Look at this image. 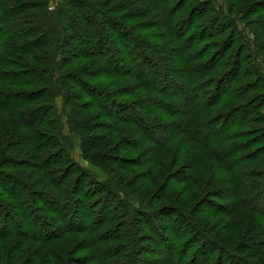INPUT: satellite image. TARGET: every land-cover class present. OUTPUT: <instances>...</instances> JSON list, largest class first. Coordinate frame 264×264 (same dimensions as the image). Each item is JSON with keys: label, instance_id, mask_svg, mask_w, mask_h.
<instances>
[{"label": "trees", "instance_id": "obj_1", "mask_svg": "<svg viewBox=\"0 0 264 264\" xmlns=\"http://www.w3.org/2000/svg\"><path fill=\"white\" fill-rule=\"evenodd\" d=\"M205 1L204 7L200 10L201 16L205 18L204 26H207V23L218 25L220 28L218 32L222 34L224 32L226 35L228 31L230 36L229 42L227 41L223 47L217 49L218 51H214L220 56L213 59L212 57L208 59L200 54V51L206 47L203 46L199 49L200 45L193 42L190 38L191 35L180 36L175 31L171 20L174 19L177 10L174 6H169L174 4L172 0H0V109L7 111L8 114L13 111L15 115L11 116L8 121L9 118L4 114L1 115L0 112V184L3 185L0 192V237L18 238L39 243L45 251V256L39 264H67L69 259H66L61 252L53 250L52 245L60 239L70 237V234L81 233L87 237L84 247L92 248V261L95 260L102 264L101 254H104L102 251H104L106 242L119 237L121 241L129 242L132 245L139 237L138 216L145 215L146 217L155 210L140 200L142 196L138 192L143 194L147 184L153 183V181H161L160 184L167 188L168 182L160 178L158 169L163 171L169 167L171 173L175 162L180 167L172 170V179L179 184L186 181L194 184L196 186L194 195L202 192L204 194L212 192L215 194L214 196L222 195L225 198L230 195L232 200L220 205L211 199L212 203L216 204L214 209L231 219L224 223V218H222V222L208 228L203 225L200 219L194 217L197 223L195 224L191 222L190 218L194 216V211H189L184 206L188 205V201L184 200L185 197L179 195L172 198L166 194L163 197L160 194L157 203L168 197L169 201L173 200L172 204H174L169 208L161 209L164 216L167 215L171 221L179 220L182 225L184 224L182 227L185 231L195 234L198 241L210 244L211 252L218 250L224 256L221 258L222 264L228 259L232 261L229 264H256L250 259L252 254H254V258L255 255H259L258 251L254 253L253 248L254 245L264 242V229H254V225L260 221L252 212L264 214V206L260 204V200L264 198V180H262L264 173L260 175L262 171L258 170L251 173V167H245L242 163L249 162L258 156L257 164L264 163L262 161L264 157L259 159L264 153V111L262 110L264 108V40L259 37L264 38V10L259 6V8L251 7V10L248 11L250 4L246 3L247 5L242 6L237 12L240 19L234 22L231 19L233 13L230 0ZM217 1L222 2L221 6L216 5ZM161 2L162 4H160ZM157 3L165 9L170 7L171 11L165 14V11L157 9ZM255 11L257 12L256 17L250 22L247 21V17H242V14H246V12L252 14ZM161 14L162 17L159 18L158 16ZM131 18H135L136 21H130ZM132 22H135L134 32L126 28ZM243 23L244 27L242 28L240 25ZM190 25L193 27L192 21L188 23L186 30L189 31ZM115 28L119 30L115 33L116 35L112 30ZM180 28L181 26L178 27V29ZM152 30L160 35V43L153 44L146 38L138 40L136 31H144L146 35H150L149 32H153ZM248 32L251 33V37L247 35ZM179 36L184 37L185 43L193 46L189 51L190 54L187 55L189 60L186 59V63H196L200 59L203 68L208 72L206 75L200 76L206 77V79L195 83L193 89L201 95L202 93H199L201 90L205 91L203 94H206L207 91L211 94L208 100L189 94L185 99L188 100L191 95V99L196 102L192 104L191 101H185L183 107H174L171 100L163 99L161 101L160 106L173 120L169 127L176 132L175 136L171 135L169 138H164L163 135L156 133L160 129L158 118H162V116L148 119V117L157 114L158 110L156 109L147 111L144 116L142 113L144 121L131 115L137 114L136 110L130 111V115L122 116V114L119 117L123 123L141 125L145 132H153L155 129L156 132L147 134V138L151 139L156 146L163 148L162 150L154 149L147 155L148 159L140 161L142 164L154 162L155 167L159 165L157 171L150 164L149 169H145L144 172L136 174L133 179L125 181L122 174L114 175L112 173L113 165L111 163L122 167L126 165L118 148L111 142L109 143L105 136L94 133L96 115L88 113L80 118L81 112L78 108L82 106L76 101L75 97L78 96L76 88L81 87L83 94L87 97L91 96L93 99L95 96L100 99L101 95L110 98L107 100L110 101L109 104L100 100L96 102L97 106L94 110H102L104 106H111L112 111L118 109L122 105L118 96H121L122 93H119L120 89L117 88H121L120 85L122 88L129 87V85L122 83L123 81L119 78L121 73L112 71L113 69L108 65L109 62H114L117 65L121 57L106 53L107 47L113 42L124 43L125 46L133 44L137 47L138 41L142 47L140 49L146 51V58L137 53L140 56H137L138 59L142 58L149 62V57L153 59L155 56V51L151 46L158 47L157 50L166 51V48L172 43L168 42L173 40V37L175 42L180 44ZM202 37L201 35L199 38ZM78 40L89 43V45H97L99 48L93 52L86 50L83 53H75L74 55L77 57L81 55L80 58H88L87 56H89L92 59L91 64L85 63L86 67L85 64L84 66L80 64V69L72 74L67 69L71 66L68 58L72 51L71 46ZM230 41L239 42V47L236 49ZM104 48L105 50H103ZM14 50H18V53L4 54V52ZM223 58L225 61H222ZM235 59L239 62V69L232 68ZM94 60L100 65L96 72L92 73L90 70L93 69L89 67L93 65ZM144 60L135 64V73L139 74L138 69H145L144 64L147 62ZM245 63L247 68L244 66ZM218 66L219 71L224 75L222 76L221 73L219 76L222 77L207 79L210 73L216 75L219 72L217 71ZM161 69L165 70L164 67ZM162 70H160L161 73H163ZM84 72L91 75L102 72L97 77L112 76L113 81L105 83L98 79L95 85L85 83ZM18 76H22V78L19 80L16 78ZM242 81L246 83H242ZM240 83L244 85L241 87ZM115 84L116 86H114ZM163 86L164 90L173 86L176 91H183V86L178 82L164 83ZM222 86H224L222 89L224 92L219 93ZM57 98H63L64 107L62 110H59L57 106ZM253 100L256 102L249 107V110L255 112V116L249 121L246 118H240V122H243L246 129L237 130V121L223 120L229 111L222 115L211 116L206 119L207 121L204 120V116L199 115L202 110L198 109H203L201 106L203 103L205 108L220 104L225 110H229L233 107L239 108L236 104L244 102L248 104ZM146 102V98L133 101L143 111L148 108ZM188 104L191 106L186 109L185 106ZM232 105L233 107H231ZM137 107L136 109L140 110ZM188 110L194 111L191 117L187 113ZM233 110H242L245 115L250 112L245 109V106ZM124 111L127 110H123L122 113ZM63 117H66V120ZM221 121L222 123H220ZM206 124L212 125L214 131H203L201 127ZM65 125L68 126L70 133L65 132ZM249 133H256L253 136L255 142L253 141L251 145H248L250 139H247V135ZM72 135L80 137L82 155L85 160L108 170L107 180L98 181L93 174L84 170L71 159ZM178 139L181 142L199 145L203 154H196L192 160L187 161L188 158L180 155L181 152L177 154L178 150H175L174 155L165 152L168 146ZM24 146L30 150H26ZM193 149L196 147H191V150ZM150 151L151 149L148 150V152ZM162 151L165 152L163 159ZM26 152L30 156H23ZM204 154L213 161L220 160L236 175L233 185L230 182L227 189L221 188L219 191H213V189L217 190L216 187H212L215 184V179L208 182L207 175L199 174L197 176L192 172L191 169L201 163ZM164 173L166 174V172ZM130 186L137 187L136 191L131 190ZM210 186L211 190L208 189ZM260 186V190L256 189ZM228 188L235 191L237 196L231 195ZM152 190L154 189L152 188ZM221 191L225 193L221 194ZM154 192L150 201L157 197L158 189ZM238 193L244 194V197L238 198ZM247 195L249 196L247 197ZM245 197H247L246 200ZM92 199L98 200L97 204L100 205V208L95 220H84L82 218L84 210L81 207H84ZM203 200L206 199L203 198ZM50 201H53V212L57 215L56 222L58 224L43 222L37 213L41 212L43 215L42 212H46L45 206ZM69 204L71 206L73 204V208H75L71 213L66 212ZM201 204L202 201L199 206ZM101 210L110 213V215L102 216ZM248 210L251 212L249 213ZM30 223L34 225L32 232L30 229L27 230V225ZM230 226L234 228H231L233 233L228 240L226 242L225 239L219 240L217 237L224 231V233L228 232ZM10 227L15 230H10ZM214 229L217 230L216 233L213 232ZM217 241L220 246L217 245ZM134 249L133 246L130 251H134ZM40 250L42 248L30 251L32 259L27 264H37ZM72 252L73 250L69 249L68 255ZM136 254H138L137 250ZM193 258L194 261L195 257ZM260 260L264 264V258L261 257ZM24 262L26 264L27 259ZM113 264H118V262H113Z\"/></svg>", "mask_w": 264, "mask_h": 264}, {"label": "rangeland", "instance_id": "obj_2", "mask_svg": "<svg viewBox=\"0 0 264 264\" xmlns=\"http://www.w3.org/2000/svg\"><path fill=\"white\" fill-rule=\"evenodd\" d=\"M55 1V0H51ZM231 6H232V13L233 17H231L232 21L236 22L240 19V16L237 15L238 11L244 7L247 4H250L251 7L259 8L261 6L264 10V0H230ZM172 5L177 10L175 12V17L173 20H171V23H173L175 31L180 35H191L190 38L193 40L194 43H198L199 49H201L203 46L206 48L200 51V54L204 55L203 57L206 58H218L220 54H217V52L221 47H223L227 41L229 42L230 36L229 32H226V35L218 32L220 30L218 25L214 24H208L207 26H204L205 18L201 16V9L204 7L206 1L205 0H172ZM247 3V4H246ZM162 4V2L160 3ZM157 3L156 7L157 9H160L162 11H165L167 14L171 11V8H164L161 7ZM185 5L184 7L182 5ZM222 2L217 1L216 5L219 7L221 6ZM262 10V9H261ZM256 11L254 13L246 12V14H242V17H247V21L250 22V20L255 19ZM159 18L162 17V14L158 16ZM130 21H136L135 18H131ZM192 21V25L189 27V31L186 30V26L188 23ZM182 22V23H181ZM134 23L132 22L126 26V28L130 29L129 31L135 30ZM181 26L180 29L178 27ZM197 26V28H195ZM240 27H244V23L240 25ZM250 28H252L250 26ZM116 29V30H115ZM112 29L114 35L119 30L118 28ZM191 29V30H190ZM254 29H256L254 27ZM151 30V29H150ZM186 30V31H185ZM193 30V31H192ZM148 31V29H147ZM153 31V30H152ZM192 31V32H191ZM134 32V31H133ZM184 32V33H183ZM191 32V33H190ZM138 40L144 39L151 41V43H160L159 34L153 32H149L150 35H146L144 31H136ZM1 34V33H0ZM209 34V36H207ZM203 36L202 38H199L200 36ZM247 35L251 37V33L248 32ZM148 36V37H147ZM180 44L175 42L174 37L173 40H170L171 43L168 48H166V51L157 50L158 47L151 46L152 49L155 51V56H153V59L149 57V62L145 61L142 58L138 57H144L146 58V51H142L140 48L141 44L137 41V47L133 44L130 46H125V44H120L119 42H113L111 43L107 48L108 51L106 53L113 54L114 56H120L119 61L117 62V65H115L114 62H109L108 65L113 69L112 71H116L121 73V77L117 76L122 80V83H126L129 85V87H124L120 85L121 88L119 93H122L119 98V102L122 103L118 109H115L112 111L111 106H104L102 110H94L97 106L96 102L103 101V102H109L107 101L110 98L104 96L96 97L93 99L91 96H85L83 94L84 92L81 90V87L76 88V92L78 94L76 98V101L78 104H80L82 107H79V111L81 112L80 118L84 115L91 113L96 115L94 118L95 124H94V133L100 136H105L106 140L111 142V144L115 145L118 148V151L121 153V157L126 162L125 167L113 165V171L112 173L114 175H117V173L122 174L124 177L123 179L125 181H129V179H133L136 174L142 173L145 171V169H149L150 166L156 168L155 171H157L159 165L155 167L154 162H145L144 164L140 163V161H143L144 159H148V154H150L154 149L162 150L163 148L160 146H156L151 139H148L149 133H155L156 130L154 129L153 132H145L141 125H137L136 123H123L121 118V115L124 116L126 114H131L130 111L136 110L137 114H131L133 116H137L139 120H143V116L147 111H150L151 109H156L157 114L148 117V119L157 118L159 115L162 116V118H158V126H159V132H156L158 135H163L164 138H169L171 135L175 136L176 132L175 130L171 129L169 125L171 124L172 118H170L166 110L162 109L161 101L163 99L171 100L172 104L178 107H183L185 104V101H191L192 104L196 102V100L191 99V95L198 96L200 99L208 100L210 96V92L207 91L206 94H203V90H201L198 94L194 89L195 83H199L204 81L206 77H200L202 75H206L208 72H206L205 68H203V65L200 63V59L190 64L186 63V59L189 60V51L193 46H190L188 43L184 42V37H180ZM223 37V38H222ZM260 39L264 40L262 36H259ZM259 39V41H260ZM140 41V40H139ZM199 41V42H198ZM214 43V44H212ZM233 47H239V42H231ZM218 46V47H217ZM156 47V48H155ZM71 54L68 58V61L71 62V66H69L67 69L72 74L74 71L80 69V64L84 66L85 63L91 64V59L89 56L88 58L81 57V55L75 56L74 54H79L88 51H95L97 50V45L81 42V41H75L73 45L71 46ZM148 49V48H147ZM165 49V47H164ZM218 49V50H217ZM105 50V48L103 49ZM74 51V52H73ZM137 51V52H136ZM232 51V50H230ZM17 54L18 50L4 52V54ZM139 53L140 56L137 55ZM165 53V54H164ZM228 55V54H227ZM138 56V57H137ZM59 58V57H58ZM79 59V60H76ZM203 59V58H202ZM144 60L145 63L144 67L145 69H138L137 73H135L134 69L136 68L135 64L138 61ZM222 61H225V58L222 59ZM103 64V63H102ZM100 64L96 60L93 61V65H90L89 68L93 69L90 70L92 73H95L97 68ZM235 65V66H234ZM234 65H232V68L239 69V62L237 60H234ZM87 65L85 64V67ZM117 66V68H115ZM244 66L247 68L246 63ZM108 67V66H104ZM164 67L165 70H162L161 68ZM264 69V66H263ZM85 70V69H84ZM160 70L163 71V73L160 72ZM223 70V69H222ZM114 71V72H115ZM217 71H219V66L217 67ZM86 76L85 83L93 84L95 85V82L100 79L103 80L105 83H112L113 78L112 76L107 75H101L95 74L91 75L88 72H84ZM217 72V74L210 73L209 77L207 79H212V77H222L224 73ZM264 73V70H263ZM221 74L222 76H219ZM31 75V73H29ZM116 77V76H115ZM114 77V78H115ZM200 77V78H198ZM19 80L22 78V76L16 77ZM249 79V77H247ZM213 81V80H209ZM178 82L183 86V91H176L173 86H169L166 90L162 89L164 83H174ZM147 83V84H146ZM185 83V84H184ZM208 83H214V82H208ZM242 83H246L245 81H242ZM240 83L241 87L244 85ZM146 84V85H145ZM226 85V83H225ZM116 86V84L114 85ZM151 86V87H149ZM204 89V87H203ZM224 89V86L220 89L219 93H223L222 91ZM194 91V92H193ZM191 94L188 97V100L185 99L187 95ZM162 97V98H161ZM142 98H146V106L148 108L146 111L143 109H140L136 106L133 101L140 100ZM161 98V100H158ZM159 101V102H158ZM256 100L252 101L251 103L246 104L245 102L242 104H236L239 108L233 107L232 109H224L223 107L219 105H213L211 108H205L203 105H201L203 109L202 112L199 113V115L202 117L204 116V120L208 119L209 117H213L219 114H223L227 111L226 118H223V120L229 119V122L237 121L238 124L236 126V129H246L243 125V122H240V118H246L248 121L250 118L255 116V112H252L249 110V107L255 103ZM63 98H57V106L59 110H62L64 107L63 104ZM191 106V104L186 105V109H188ZM242 106H245V109H247L249 114L245 115L242 110L234 111L233 109H241ZM108 107V109H107ZM125 107V108H124ZM136 107L140 110H137ZM131 108V109H130ZM124 113H122L123 110ZM160 109V110H159ZM264 111V108H262ZM1 115L4 114L5 117H8V121L10 120V117L14 115L13 111H11L9 114L7 111H3L0 109ZM187 113H189V117L192 116L194 111L188 110ZM237 113V114H236ZM236 114V115H235ZM98 115V116H97ZM15 116V115H14ZM141 117V118H140ZM188 117V116H187ZM64 120H66V117H63ZM245 119V120H246ZM4 120V119H2ZM222 120V121H223ZM251 120V119H250ZM5 121V120H4ZM207 121V120H206ZM222 121L220 123H222ZM203 131H214V128L210 124L204 125V127H201ZM245 131V130H244ZM65 132L70 133L68 126L65 125ZM243 133V132H242ZM264 133V130H263ZM261 133V134H263ZM30 132L28 133V135ZM256 134V133H254ZM253 133H249L247 135V139H250L248 142V145H251V143L254 141ZM73 138V146L71 150V159L78 163L84 170H87L91 174H93L98 181H105L108 179V170L105 168V170L100 166L93 165L89 160H85L82 155V148H81V139L77 135H72ZM252 139V140H251ZM27 146V145H26ZM256 146V145H255ZM25 147V146H24ZM191 147H196V149L191 150ZM26 150H30V148L25 147ZM254 148V147H253ZM151 149L150 152L148 150ZM257 149V146H256ZM175 150H178L177 154L181 152L180 155L187 157V161L192 160V158L196 154H203V150L199 145L188 143V142H181L178 140L173 141L169 146L168 149L165 152L172 153L174 155ZM14 151V150H13ZM161 152L162 159L164 157V153ZM30 156L29 153L24 154L23 156ZM259 157V156H258ZM258 157L254 158L253 160H250L249 162L242 163L245 167H251V173L255 170L262 171L260 172V175L264 173V163L263 164H257ZM264 157V153L261 154L260 158ZM167 158V156H166ZM121 159V158H120ZM141 159V160H140ZM161 159V160H162ZM180 159V158H179ZM118 160V159H117ZM165 160V159H164ZM166 161V160H165ZM264 161V160H262ZM151 164V165H150ZM240 165V166H243ZM260 165V166H259ZM179 165H177L175 162L173 164L172 170L175 168L179 169ZM256 167V168H255ZM236 168V167H234ZM233 169V168H232ZM169 172V167L161 171V169H158L159 176L162 180L168 182L167 188H164L160 182L161 181H153V183H148L146 188L143 191V194L138 192L142 198L140 199L144 203H147L151 206V209L155 210L152 213H149L148 216L145 217V215H139L138 216V232L139 237L135 239V241L132 243V245L129 242H123L120 240V238H116L115 240H111L109 242H106L104 245V251H102L101 259L102 264H113V262H118V264H222L223 260L221 259L222 256L219 251H212L210 250L211 245L210 244H204L202 241H198L197 237H195V234H191L189 231H185V229L182 227V223L177 220L173 219L171 221L167 215L164 216L162 213L164 207H171L173 203V200L168 199V197L163 198L159 203H157L158 197L163 195V197L166 195H170L172 198H175L179 195H182L185 197V201H188V205H184L187 207L189 211L193 210L194 216L190 217L191 222L196 223V217L201 220L203 225H206L208 228L212 225L217 224L221 221L222 218H224V223L230 221L231 217L223 216L222 212H219L218 210H215L214 207L220 204H224L226 202L229 203V201L232 200L230 198V195H228V198L223 197L221 194L225 193L224 191H221V196H214L212 192L209 193H198L197 195H194L196 191V186L193 184H190L189 182H184L182 184L177 183L176 180H173ZM195 175L205 174L208 176V182L213 179H215V184L212 185V187H216V189H213V191H219L221 188H226L227 186H230V182H235L236 175L233 174L228 167H226L224 164L220 162V160L213 161L209 157H206L204 154V157L202 158V161L200 164H198L197 167L191 169ZM166 172V174L164 173ZM164 173V174H162ZM259 173V172H258ZM168 175V177H166ZM213 175V176H212ZM117 177V176H116ZM151 177V176H150ZM166 177V179H165ZM150 179V178H149ZM154 179V178H153ZM264 180V178H262ZM148 182V181H147ZM6 184V183H4ZM146 185V184H145ZM220 185V186H218ZM212 187L210 186L208 189L211 190ZM137 187H131V190L136 191ZM158 189V195L153 200L150 201L151 196L154 192V190ZM3 189V185L0 184V192ZM258 190L261 189V186L256 188ZM228 192L231 195L237 196L236 192L232 189L228 188ZM238 192V191H237ZM164 193V194H162ZM139 195V196H140ZM204 196V197H203ZM249 195H247L248 197ZM244 194L238 193V198H243ZM245 197V200L246 198ZM206 199V200H203ZM214 200V203H212V199ZM202 201V204L199 206L200 202ZM98 200H89L86 205L82 208L84 210V214L82 215V218L84 220H95V217L98 213V210L100 208V205L97 204ZM260 204L264 206V198L260 200ZM5 207H7L6 204H4ZM53 201L49 202L48 205L45 206L46 212H37L38 215L43 219V222H50V223H56L57 221V215L53 212ZM68 208V209H67ZM66 208V212H72L75 210L73 208V204H69V206ZM80 208V209H81ZM44 209V208H43ZM145 211V210H144ZM79 213V211H77ZM76 212V213H77ZM102 216L110 215V213H107L104 210H101ZM149 212V211H147ZM250 213L251 211L248 210ZM151 214V215H150ZM252 214L256 215L257 219H259V223H256L254 225V229H264V214H257L255 212H252ZM153 215V216H152ZM78 217V216H77ZM88 217V219H86ZM195 217V218H194ZM59 218V217H58ZM175 218V217H174ZM19 219V218H18ZM32 219V218H31ZM20 220V219H19ZM137 220V219H136ZM81 221V218H80ZM198 221V220H197ZM21 223H23L20 220ZM199 222V221H198ZM222 222V221H221ZM67 224V222H66ZM232 225V224H231ZM33 224L30 223L27 225V230L30 229V231H33ZM26 228V227H25ZM231 228H234L233 226H230V230L228 229V232L222 233L217 237L219 240L226 242L229 238V236L233 233V230ZM111 229H114V227H111ZM10 230H15L13 227H10ZM67 230V229H65ZM214 233L217 232L216 229L213 231ZM262 232V231H261ZM264 233V232H263ZM70 237H65L64 239L58 240L55 244L52 245L53 250H57L58 252H61L66 259H69L67 264H99L95 260L92 261V248L86 249L84 246L87 237L84 234H70ZM50 238V237H49ZM54 238V237H53ZM253 240V239H252ZM257 243V242H255ZM170 244V245H169ZM217 245L220 246V243L217 241ZM135 247L134 251H130L131 247ZM222 247V246H221ZM36 248H42V250L39 251L40 256L39 260L36 261L37 264L40 263L42 258L45 256L44 248L40 246L39 243L32 242L31 240H20L18 238H3L0 237V264H25V260L27 259L26 264L29 262L30 259H32L30 251H34ZM69 249L73 250L72 253L68 255ZM225 249L226 246H225ZM136 250L138 254H136ZM254 253L258 251L259 255L252 254L251 262L256 264H263L261 263L260 258H264V242L258 243L257 245H254L253 248ZM38 257V255H37ZM193 257H195V260L193 261ZM56 259V258H55ZM64 259V258H63ZM59 260V259H56ZM259 261V262H257ZM229 262H232L230 259H228L224 264H229ZM53 263V262H52ZM66 263V262H65ZM61 264V263H59ZM233 264V263H230Z\"/></svg>", "mask_w": 264, "mask_h": 264}]
</instances>
